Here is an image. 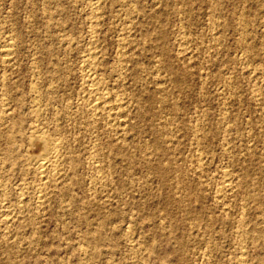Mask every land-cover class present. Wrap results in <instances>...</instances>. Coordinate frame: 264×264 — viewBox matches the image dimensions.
<instances>
[{
  "label": "rangeland",
  "instance_id": "obj_1",
  "mask_svg": "<svg viewBox=\"0 0 264 264\" xmlns=\"http://www.w3.org/2000/svg\"><path fill=\"white\" fill-rule=\"evenodd\" d=\"M87 3L0 0V52L10 38L13 53L7 64L0 53V264H264V95L255 97L264 83L253 71H264V0H100L97 75L130 107L119 135L73 108L83 95ZM183 32L190 48L178 53ZM123 39L128 69L117 71ZM39 122L63 140L65 159L42 209L28 159L42 152L30 137ZM225 172L237 191L219 200Z\"/></svg>",
  "mask_w": 264,
  "mask_h": 264
},
{
  "label": "bare ground",
  "instance_id": "obj_2",
  "mask_svg": "<svg viewBox=\"0 0 264 264\" xmlns=\"http://www.w3.org/2000/svg\"><path fill=\"white\" fill-rule=\"evenodd\" d=\"M160 1V0H159ZM125 2V1H124ZM211 2V1H210ZM213 2V1H212ZM88 15H89V21H90V27L89 28H91V30L89 31V33H91V35L89 36V38H88V47H87V49H85L86 51H85V55H84V58H81V59H83L82 60V64H81V83H82V92H83V95L82 96H80V97H82L81 98V100H80V102L75 106V107H73V108H75V114H76V117L78 116H80V115H85V114H88L87 116H88V119L90 120V122H93L94 123V121H96V119H98V118H100V119H102L103 120V122L105 121L106 123H107V125H110L111 126V128H112V130L114 131V133L115 134H117V135H119L121 132H122V127H121V125L122 124H124V121H125V119H126V117H127V115H128V108H130L129 107V103H128V100H127V98H128V96H127V98L124 96V93L123 92H118V91H114L113 90V87H112V90L109 88L110 87V85H109V87H107L104 83H106V82H103L102 81V79H100L99 78V76L97 75V48H98V42H97V40L98 39H96L97 37H96V32L98 31L97 29L99 28V24H100V21H101V19L99 20V13H98V9H99V5H100V0H88ZM158 4V3H157ZM183 4V3H182ZM245 4V3H244ZM129 5V4H128ZM185 5V4H184ZM183 5V6H184ZM87 6V5H86ZM210 6H211V4H210ZM105 7V6H104ZM179 7H181V6H179ZM215 7V6H214ZM217 7V6H216ZM263 7H264V5H263ZM101 8V7H100ZM122 8V7H121ZM211 8V7H210ZM130 9V8H129ZM207 9V8H206ZM217 9V8H216ZM101 10V9H100ZM127 10V9H126ZM125 10V11H126ZM179 10V9H178ZM85 11V10H84ZM175 11V10H174ZM215 11V10H214ZM184 12H186V11H184ZM127 13H129V12H127ZM179 13V12H178ZM222 13V12H221ZM101 14V13H100ZM132 14H135V13H132ZM180 14V13H179ZM212 14V13H211ZM219 15V14H218ZM188 16V15H187ZM187 16H186V18H187ZM221 17H222V15H220ZM237 17H238V15H237ZM101 18V17H100ZM180 18H181V16H180ZM213 18H216V17H214L213 16ZM182 19V18H181ZM216 19H218V18H216ZM213 20V21H217V20ZM234 19V18H233ZM232 19V20H233ZM210 21V20H209ZM132 22V21H131ZM206 22V21H205ZM127 23V22H126ZM129 23V22H128ZM212 23V22H211ZM252 23V22H251ZM250 23V24H251ZM51 24V23H50ZM124 24V23H123ZM185 24V23H184ZM214 24H216V23H214ZM220 24V23H219ZM186 25H189V24H186ZM210 25V27H211V24H209ZM217 25V24H216ZM215 25V26H216ZM238 25V24H237ZM241 25V24H240ZM129 26V25H128ZM218 26V25H217ZM221 26V25H220ZM219 26V27H220ZM98 27V28H97ZM187 27V26H186ZM185 27V28H186ZM239 27V26H238ZM237 27V28H238ZM241 27V26H240ZM252 27V26H251ZM216 28V27H215ZM263 28V27H262ZM131 29H133V27L131 28ZM181 29V28H180ZM212 29V28H211ZM214 29V28H213ZM212 29V31L211 32H214V30ZM245 27H244V31H245ZM252 29H253V27H252ZM97 30V31H96ZM124 30V29H123ZM127 30V29H126ZM126 30H124V31H126ZM219 30V29H218ZM241 30H242V28H241ZM207 31H208V29H207ZM215 31H217V30H215ZM236 31V30H235ZM243 31V32H244ZM247 31V30H246ZM127 32V31H126ZM143 32V31H142ZM185 32V31H184ZM184 32H183V34H180V36H179V39H181V43L179 42V46H180V48H179V46H178V48H179V51H178V53H184V52H186L190 47V45L188 46V44L186 43V41H184V39H185V36L186 35H184ZM219 32V31H218ZM248 33H249V30L247 31ZM96 33V34H95ZM99 33V32H98ZM128 33V32H127ZM130 33V32H129ZM128 33V34H129ZM190 33V32H189ZM248 33H247V35H248ZM251 33V32H250ZM136 34V33H135ZM219 34V33H218ZM217 34V35H218ZM246 34V33H245ZM121 35V34H120ZM134 35V34H133ZM209 35H210V33H209ZM215 34L213 33V36H214ZM175 36V35H174ZM202 36V35H201ZM250 36V35H249ZM122 37H124V36H122ZM126 37V36H125ZM134 37V36H133ZM205 37V36H204ZM126 38H128V37H126ZM125 38V39H126ZM187 38V37H186ZM209 38H211V37H209ZM242 38H244V37H242ZM241 38V39H242ZM6 39V38H5ZM122 39V38H121ZM125 39H123V40H119V42L121 43V46L120 45H118V47H120V49H117V50H119L118 52H117V54L119 53V60H118V64L117 65H115V67H117V71H122L123 69H124V67H125V65H126V63H125V61H126V58H127V53L128 52H130L128 49H127V47H126V45L127 44H125ZM207 39V38H206ZM214 39V38H213ZM240 39V38H239ZM12 40H13V38H12ZM78 40V39H77ZM127 40V39H126ZM208 40V39H207ZM216 40H217V38H216ZM243 40V39H242ZM245 40V39H244ZM3 41V40H2ZM67 41V40H66ZM122 41V42H121ZM128 41H129V38H128ZM199 41V40H198ZM213 41V40H212ZM219 41V40H218ZM222 41V40H221ZM221 41H220V43H221ZM239 41V40H238ZM64 42V41H63ZM83 42V41H82ZM127 42V41H126ZM130 42V41H129ZM129 42H127L128 44H129ZM133 42V41H132ZM4 43V42H3ZM11 39L9 38L3 45H1L2 46V49H1V59H2V62L3 63H5V64H7V63H10V61L12 60V55H13V53H12V49H11ZM68 43V42H67ZM189 43V42H188ZM244 43V42H243ZM70 44V43H69ZM69 44H66V45H69ZM86 44V43H85ZM133 44V43H132ZM190 44H191V42H190ZM201 44H203L202 42H201ZM211 44V43H210ZM217 44V43H216ZM246 44V43H245ZM144 45V44H143ZM197 45V44H196ZM200 45V44H199ZM222 45V44H221ZM239 45H240V43H239ZM130 46H131V44H130ZM215 45H213V47H214ZM218 46H220V44L218 43ZM252 46V45H251ZM63 47V46H62ZM68 47V46H67ZM73 47V46H72ZM86 47V46H85ZM100 47V46H99ZM142 47V46H141ZM242 47V46H241ZM247 47V46H246ZM262 47V46H261ZM64 48H66V47H64ZM129 48V47H128ZM197 48V47H196ZM207 48H208V46H207ZM84 49V48H83ZM129 49H132V48H129ZM201 49V48H200ZM213 49V48H212ZM242 49V48H241ZM261 49V48H260ZM69 50V49H68ZM128 50V51H127ZM191 50V52H192V50L193 49H190ZM198 50V49H197ZM263 50V49H262ZM70 51V50H69ZM84 51V50H83ZM200 51V50H199ZM249 51V50H248ZM134 52V51H133ZM133 52H131V54L133 53ZM135 52H136V50H135ZM134 52V53H135ZM207 52V51H206ZM214 52V51H213ZM177 53V54H178ZM187 53V52H186ZM198 53V52H197ZM212 53V52H211ZM250 53V52H249ZM204 54V53H203ZM207 54V53H206ZM262 54V53H261ZM183 55V54H182ZM181 55V56H182ZM189 55H191V54H188V56ZM249 55V54H248ZM184 56H186V55H183V57ZM193 55H191V60H192V58H194L195 57V55H194V57H192ZM209 56V55H208ZM240 56V55H239ZM131 57V56H130ZM202 57H203V55H202ZM207 57V56H206ZM14 58V57H13ZM127 59H129V58H127ZM181 59V58H180ZM241 59H243V57L241 58ZM259 59V58H258ZM135 60V59H134ZM182 60V59H181ZM189 60H190V57H189ZM217 60V59H216ZM239 60H240V58H239ZM116 61V60H115ZM211 61V60H210ZM238 61V60H237ZM100 62V61H99ZM117 62V61H116ZM115 62V63H116ZM175 62V61H174ZM182 62V61H181ZM242 62V60L240 61V63ZM244 62V61H243ZM125 63V64H124ZM234 63V62H233ZM260 63V62H259ZM179 64V63H178ZM202 64V63H201ZM235 64V63H234ZM245 64V63H244ZM101 65V64H100ZM241 65H243V63L242 64H240V66ZM159 66V65H158ZM201 66V65H200ZM247 66V65H246ZM258 66V65H257ZM153 67V66H152ZM165 67V66H164ZM164 67H163V70H164ZM202 67V66H201ZM207 67V66H206ZM243 67L245 68V66L243 65ZM253 67H256V66H253ZM126 69H128L127 67H125ZM155 68H157L158 69V67H155ZM116 69V68H115ZM114 69V70H115ZM160 69V68H159ZM199 69H200V67H199ZM205 69V68H204ZM246 69V68H245ZM111 70V69H110ZM141 70V69H140ZM185 70V69H184ZM243 71H244V69H242ZM116 71V70H115ZM126 71V70H125ZM233 71V70H232ZM249 71V70H248ZM250 71H251V69H250ZM254 71V74H255V78H256V81L258 80V81H260L261 83H264V77H263V70H259V69H255V70H253ZM263 71V72H262ZM112 72V71H111ZM203 72H205V71H203ZM225 72V71H224ZM113 73V72H112ZM115 73V72H114ZM119 73V72H118ZM120 73H122V72H120ZM157 73V72H156ZM198 73V72H197ZM200 73V72H199ZM198 73V74H199ZM208 73V72H207ZM246 73H247V71H246ZM251 74H253V72H250ZM249 73V74H250ZM150 74H152V73H150ZM154 75H155V73H153ZM163 74V73H162ZM236 74V73H235ZM122 75V74H121ZM125 75V74H124ZM157 75V74H156ZM200 75V74H199ZM205 75V74H204ZM248 75V74H247ZM117 75H115V77H116ZM159 76V75H158ZM202 76V75H201ZM209 76V75H208ZM222 76H223V74H222ZM222 76H220V77H222ZM234 76V75H233ZM253 76V75H252ZM123 77V76H122ZM126 77V76H125ZM124 77V78H125ZM130 77H131V75H130ZM249 77H250V75H249ZM101 78H102V76H101ZM124 78H121V79H124ZM159 78V77H158ZM163 79H164V77H162ZM168 78V77H167ZM205 78V77H204ZM116 79V78H115ZM118 79V78H117ZM157 79V78H156ZM155 79V80H156ZM163 79H161L162 81H163ZM166 79V78H165ZM165 79H164V81H165ZM206 79V78H205ZM208 79V78H207ZM211 79V78H210ZM209 79V80H210ZM229 79V78H228ZM114 80V79H113ZM132 80V79H131ZM155 80H154V82H155ZM255 80V79H254ZM108 81V80H107ZM115 81V80H114ZM140 81V80H139ZM204 81V80H203ZM133 82V81H132ZM227 82V81H226ZM226 82H224V83H226ZM229 82V81H228ZM112 83H114V82H112ZM116 83V82H115ZM158 83V82H157ZM162 83V82H161ZM261 83H260V85H261ZM118 84V83H117ZM125 84V83H124ZM146 84V83H145ZM164 83H162V85H163ZM201 84V83H200ZM232 84V83H231ZM127 85V84H126ZM224 86H225V84H223ZM80 86V87H81ZM118 85H116L115 87H117ZM157 86V85H156ZM155 86V87H156ZM158 86L160 87V83L158 84ZM230 86V85H229ZM257 86H259L258 85V83H257ZM154 87V88H155ZM162 87V86H161ZM261 87V86H260ZM226 88V87H225ZM259 88V87H258ZM263 88H264V86H263ZM115 89V88H114ZM118 89V88H117ZM116 89V90H117ZM158 89H160V88H158ZM222 89V88H221ZM232 89V88H231ZM161 91H162V89H160ZM159 90V91H160ZM228 90V89H227ZM256 90V89H255ZM261 89L259 88V91L258 90H256L257 91V94H255V97H258V98H261V96L262 95H264V92H263V94H262V92L260 91ZM220 91V90H219ZM249 91V90H248ZM263 91V90H262ZM176 93V92H175ZM82 94V93H81ZM129 94V93H128ZM131 94V93H130ZM133 94V93H132ZM221 94V93H220ZM157 95V94H156ZM162 95V94H161ZM184 95V94H183ZM159 96V95H158ZM164 97H161L160 98V101L162 102L163 100H164V98H165V95H163ZM226 96V95H225ZM80 97H79V99H80ZM131 97V96H130ZM160 97V96H159ZM174 97V96H173ZM227 97V96H226ZM253 97H254V95H253ZM264 97V96H263ZM230 98V97H229ZM79 99H78V101H79ZM130 99V98H129ZM231 99L233 100V98L231 97ZM264 99V98H263ZM226 100V99H225ZM256 100H258V99H256ZM261 100V102H262V99H260ZM78 101H76V102H78ZM75 102V103H76ZM163 102H165V101H163ZM133 103V102H132ZM67 104V103H66ZM73 104V103H72ZM36 105V104H35ZM75 105V104H74ZM166 105V104H165ZM41 106V105H40ZM39 106V108L38 107H36L35 108V110H34V115L36 116V117H38V115H39V118H41V116H42V108ZM65 106V105H64ZM71 106V105H70ZM262 106V105H261ZM66 107V106H65ZM260 107V106H259ZM263 107V106H262ZM72 108V109H73ZM155 108H158V107H155ZM163 108V107H162ZM165 108V107H164ZM7 109V108H6ZM67 109V108H66ZM134 109V108H133ZM69 110H71V108L69 109ZM224 110V109H223ZM8 111V110H7ZM68 111V110H67ZM129 111H130V109H129ZM160 111V110H159ZM65 112V111H64ZM72 112V111H71ZM70 112V113H71ZM158 112V111H157ZM130 113V112H129ZM139 113V112H138ZM72 114H73V112H72ZM75 114H73V115H75ZM161 114V113H160ZM6 116H7V114H6V111L4 110L3 112H2V115H1V118H0V120L2 121V120H4V119H6ZM66 116H67V114H66ZM129 116V115H128ZM151 116V115H150ZM168 116V115H167ZM69 117V116H68ZM163 117V116H162ZM166 117V116H165ZM202 117H203V113H202ZM201 117V118H202ZM205 117V116H204ZM75 118V117H74ZM225 118V117H224ZM8 119V118H7ZM57 119L58 118H56V120L55 121H57ZM66 119V118H65ZM79 119H81V118H79ZM86 119V118H85ZM99 119V120H100ZM158 119V118H157ZM160 119V118H159ZM69 120V119H68ZM127 120V119H126ZM162 120H163V118H162ZM169 120V122H170V119H168ZM70 121V120H69ZM84 121V120H83ZM88 121V120H87ZM158 121V120H157ZM190 121V120H189ZM195 121V120H194ZM221 121V120H220ZM41 122V121H40ZM37 123V124H33V126H32V128H31V141H32V143H36L37 145H40V147H41V150H42V152L38 155V156H36V157H30V158H28L29 160H30V162H31V164L33 165V176H34V178H35V180H36V182H37V184L36 185H34L33 186V192H32V199H33V201H34V206L37 208L38 206H39V208H41L43 205H44V203H45V201L47 200L46 198H47V196L51 193V191L57 186V180H58V178L60 177V175L62 174V170L64 169L63 168V163L65 162L64 160V158H63V155H62V153H60V149H61V147H62V142L61 141H63V140H59L58 139V137H57V140H52V137L50 138L48 135H47V133H46V127L43 125V124H41V123ZM59 122V121H58ZM81 122V121H80ZM89 122V123H90ZM98 122V121H97ZM168 122V123H169ZM223 122V121H222ZM54 123V122H53ZM86 123V122H85ZM128 123V122H127ZM159 123V122H158ZM162 123V122H161ZM167 123V119H166V121H164L163 123H162V126L163 127H168L169 125L168 124H166ZM190 123V122H189ZM195 123V122H194ZM84 124V123H83ZM92 124V123H91ZM95 124V123H94ZM160 124V123H159ZM106 125V126H107ZM128 125V124H127ZM168 125V126H167ZM97 126V125H96ZM142 126V125H141ZM161 126V125H160ZM193 126H195V125H193ZM48 127V126H47ZM90 127V126H89ZM109 127V126H108ZM149 127V126H148ZM163 127H161V128H163ZM110 128V129H111ZM159 128V127H158ZM158 128H156V129H158ZM169 128V127H168ZM167 128V129H168ZM197 128V127H196ZM195 127H194V129H196ZM59 129H61V128H59ZM190 129V128H189ZM193 129V128H192ZM193 129V130H194ZM124 130V129H123ZM160 130V129H159ZM166 130V129H165ZM170 130V129H169ZM76 131H77V129H76ZM126 131V130H125ZM157 131V130H156ZM155 131V132H156ZM164 131V130H163ZM168 131V130H167ZM194 131H196V130H194ZM55 132V131H54ZM71 132V131H70ZM112 132V131H111ZM159 132V131H158ZM169 132V131H168ZM171 132V131H170ZM174 132V131H173ZM190 132H193V131H190ZM77 133V132H76ZM86 133V132H85ZM92 133V132H91ZM163 133H165L166 134V132H163ZM50 134V133H49ZM160 134V133H159ZM164 134V135H165ZM168 134V133H167ZM170 134H172V133H170ZM198 134V133H197ZM203 134V133H202ZM92 135V134H91ZM114 135V134H113ZM122 135V134H121ZM169 135V134H168ZM97 136V135H96ZM156 136V135H155ZM163 136V135H162ZM166 136V135H165ZM171 136V135H170ZM196 136V135H195ZM71 137V136H70ZM75 137V136H74ZM85 137V136H84ZM118 137V136H117ZM158 137V136H157ZM172 137V136H171ZM170 137V138H171ZM205 137V136H204ZM203 137V138H204ZM159 138V137H158ZM164 138V137H163ZM168 138V137H167ZM195 138V137H194ZM5 139H6V137H5ZM114 139V138H113ZM178 139V138H177ZM200 139V138H199ZM72 140V139H71ZM117 140V139H116ZM161 140V139H160ZM118 141V140H117ZM119 141H120V139H119ZM122 141V140H121ZM120 141V142H121ZM170 141V140H169ZM169 141H167V142H169ZM172 141H174V140H172ZM197 141V140H196ZM201 141V140H200ZM90 142V141H89ZM129 142V141H128ZM145 142V141H144ZM202 142V141H201ZM200 142V143H201ZM122 143V142H121ZM150 143V142H149ZM164 143V142H163ZM162 143V144H163ZM165 143H166V141H165ZM170 143V142H169ZM172 143V142H171ZM198 143V142H197ZM160 144V143H159ZM161 144V145H162ZM175 144V143H174ZM195 144V143H194ZM199 144V143H198ZM75 145V144H74ZM100 145V144H99ZM200 145V144H199ZM84 146V145H83ZM91 146V145H90ZM123 146V145H122ZM169 146V145H168ZM208 146V145H207ZM148 147V146H147ZM171 147V146H170ZM170 147H169V149H170ZM199 147V146H198ZM117 148V147H116ZM120 148V147H119ZM200 149V148H199ZM80 150V149H79ZM97 150V149H96ZM102 150V149H101ZM192 150H194V149H192ZM73 151H75V150H73ZM85 151V150H84ZM89 151H90V149H89ZM144 151V150H143ZM166 151V150H165ZM100 152H102V151H100ZM172 152V151H171ZM201 152V151H200ZM67 153V152H66ZM89 153V152H88ZM198 153V152H197ZM68 154V153H67ZM66 154V155H67ZM75 154V153H74ZM87 154V153H86ZM95 154H97V152L95 151ZM103 154V153H102ZM199 154V153H198ZM201 154V153H200ZM207 154V153H206ZM144 155V154H143ZM146 155H147V153H146ZM154 155V154H153ZM174 155H176V154H174ZM185 156V155H184ZM194 156V155H193ZM192 156V157H193ZM196 156V155H195ZM201 155H198V157H197V159L195 160V157L193 158L197 163H194V164H197L196 165V168H195V170H198V169H200V167H199V164L200 163H202L201 162V157H200ZM90 157V156H89ZM147 157V156H146ZM152 157V156H151ZM93 159L95 158V157H92ZM132 158V157H131ZM145 158V157H144ZM149 158H150V156H149ZM28 159H27V161H28ZM148 159V158H147ZM190 159V158H189ZM188 159V160H189ZM92 160V159H91ZM99 159H97V161H98ZM149 160V159H148ZM173 160V159H172ZM207 160V159H206ZM90 161V160H89ZM118 161V160H117ZM140 161V160H139ZM150 161V160H149ZM154 161V160H153ZM152 161V162H153ZM193 161V160H192ZM191 161V166L193 165V162ZM29 162V163H30ZM96 163V162H95ZM158 163V162H157ZM206 163V162H205ZM92 164V163H91ZM127 164V163H126ZM98 165V164H97ZM150 165V164H149ZM152 165V164H151ZM154 165V164H153ZM175 165V164H174ZM200 165H202V164H200ZM103 166V165H102ZM195 166V165H194ZM97 166H95V168H96ZM152 167V166H151ZM190 167V166H189ZM172 168V167H171ZM179 168V167H178ZM180 168H181V166H180ZM192 168V167H191ZM68 169V168H67ZM151 169H153V168H151ZM169 169V168H168ZM183 169H185V168H183ZM193 169V168H192ZM95 170V169H94ZM173 170V169H172ZM174 170L176 171V169L174 168ZM190 170V169H189ZM202 170V169H201ZM96 171V170H95ZM150 171V170H149ZM152 171H154V170H152ZM167 171V170H166ZM199 171V170H198ZM227 171V170H226ZM164 172H165V169H164ZM200 172V171H199ZM202 172V171H201ZM65 173V172H64ZM100 173V172H99ZM166 173V172H165ZM164 173V174H165ZM178 173V172H177ZM194 173H195V171H194ZM156 174H158V173H156ZM202 174V173H201ZM232 174V173H231ZM231 174L229 173V172H225L224 173V181L223 182H221V183H219V184H222L223 183V185L221 186V189L219 190V192H218V198H219V200H220V198H223V196H225L227 193H232V192H234L235 191V185L233 184V181H234V176H233V174H232V176L234 177H232L231 176ZM160 175V174H159ZM178 175V174H177ZM182 175V174H181ZM190 175V174H189ZM196 175V174H195ZM198 175V174H197ZM64 176V175H63ZM62 176V177H63ZM180 176V175H179ZM179 176H178V180L180 179L179 178ZM200 177V176H199ZM64 178V177H63ZM103 178V177H102ZM105 178V177H104ZM200 178H202V177H200ZM223 178V177H222ZM59 179H61V178H59ZM148 179V178H147ZM191 179V178H190ZM108 180V179H107ZM182 180V179H181ZM193 180V179H192ZM223 180V179H222ZM240 180V179H239ZM96 181V180H95ZM105 181V180H104ZM109 181V180H108ZM168 181V180H167ZM175 181V180H174ZM180 181V180H179ZM100 182V181H99ZM170 182H171V180H170ZM172 182H173V180H172ZM178 182V181H177ZM177 182H175V183H177ZM182 182V181H181ZM201 182V181H200ZM98 183V182H97ZM108 183V182H107ZM113 182L111 181V183L110 184H112ZM174 183V185H176ZM190 183V182H189ZM243 183V182H242ZM106 184V183H105ZM179 184V183H178ZM238 184V183H237ZM21 185H23V184H21ZM103 185V184H102ZM173 185V184H172ZM180 185V184H179ZM6 186L7 185H5L2 181H0V194H2V195H4L5 194V192H6ZM101 186V185H100ZM107 186V185H106ZM178 186V185H177ZM181 186V185H180ZM179 186V188H181ZM198 186V185H197ZM171 187V186H170ZM174 187V186H173ZM243 187V186H242ZM57 188V187H56ZM119 188V187H118ZM176 188V187H175ZM174 188V189H175ZM220 188V187H219ZM177 189V188H176ZM210 189V188H209ZM238 189V191H239V187L237 188ZM58 190V189H57ZM244 190V189H243ZM169 191V190H168ZM189 191V190H188ZM206 191V190H205ZM208 191V190H207ZM211 191V190H210ZM217 191V190H216ZM237 191V190H236ZM235 191V192H236ZM247 191V190H246ZM176 192V191H175ZM174 192V193H175ZM259 192V191H258ZM216 193V192H215ZM229 193V194H230ZM250 193V192H249ZM248 193V194H249ZM235 194V193H234ZM242 194V193H241ZM261 194V193H260ZM238 195V194H237ZM229 196V195H228ZM227 196V197H228ZM231 196V195H230ZM241 196V195H240ZM239 196V197H240ZM248 196V195H247ZM259 196V195H258ZM49 197V196H48ZM108 197V196H107ZM184 197V196H183ZM216 197V196H215ZM243 197V196H242ZM246 197V196H245ZM254 197V196H253ZM18 199H17V201L18 202H20L21 200H20V197H17ZM180 198V197H179ZM225 199H226V197H224ZM248 198V197H247ZM260 198H261V196H260ZM260 198H259V200H260ZM176 199H177V197H176ZM217 199V198H216ZM251 199H252V196H251ZM255 199H257V198H255ZM246 200V199H245ZM23 201V200H22ZM174 201V200H173ZM250 201V200H249ZM223 202V201H222ZM217 203H220V202H217ZM230 203V202H229ZM239 203V202H238ZM241 203V202H240ZM102 204V203H101ZM222 204V203H221ZM232 204V203H231ZM6 205V204H5ZM173 205V204H172ZM189 205V204H188ZM241 205V204H240ZM240 205H238V206H240ZM248 205V204H247ZM233 206V205H232ZM243 206V205H242ZM246 206V205H245ZM247 207V206H246ZM44 208V207H43ZM242 208V207H241ZM244 208V207H243ZM5 209V208H4ZM9 209V208H8ZM42 209V208H41ZM7 210V209H6ZM184 210V209H183ZM224 210H225V208H224ZM12 211V210H11ZM10 211V212H11ZM240 211V210H239ZM6 212V211H5ZM219 212V211H218ZM233 213V212H232ZM4 214V213H3ZM6 214V213H5ZM9 215V214H8ZM8 215H5V218H4V222L5 223H7L8 222V219L10 218ZM11 215H12V213H11ZM244 215V214H243ZM13 216H14V214H13ZM9 217V218H8ZM12 217V216H11ZM214 217V216H213ZM13 218V217H12ZM192 218V217H191ZM3 220V219H2ZM248 220V219H247ZM243 221V220H242ZM241 221V222H242ZM10 222V221H9ZM4 224V223H3ZM192 225V224H191ZM236 225V224H235ZM234 225V226H235ZM247 225V224H246ZM6 226V225H5ZM211 228V227H210ZM234 228V227H233ZM255 229V228H254ZM251 230V229H250ZM259 230V229H258ZM257 230V231H258ZM165 231V230H164ZM206 231V230H205ZM204 231V232H205ZM264 231V230H263ZM169 232V231H168ZM251 232H252V230H251ZM198 234V233H197ZM252 234V233H251ZM237 236V235H236ZM241 236V235H240ZM256 236V235H255ZM211 237V236H210ZM239 237V236H238ZM234 238H236V237H234ZM132 239V238H131ZM245 246V245H244ZM240 251V250H239ZM240 253V252H239ZM207 254V253H206ZM245 254V253H244ZM243 255V254H242ZM236 257V256H235ZM237 258V257H236ZM239 258H240V256H239ZM233 259V258H232ZM237 260H238V258H237ZM232 262V261H231ZM246 262V261H245ZM209 263V262H208ZM233 263V262H232ZM239 264H242L243 263V261H242V259L240 258L239 259V262H238Z\"/></svg>",
  "mask_w": 264,
  "mask_h": 264
}]
</instances>
